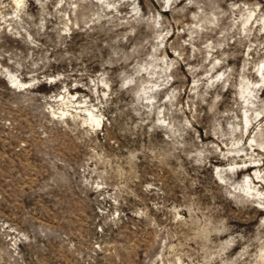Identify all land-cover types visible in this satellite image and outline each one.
Masks as SVG:
<instances>
[{"label": "rangeland", "instance_id": "374dc122", "mask_svg": "<svg viewBox=\"0 0 264 264\" xmlns=\"http://www.w3.org/2000/svg\"><path fill=\"white\" fill-rule=\"evenodd\" d=\"M262 73L264 0H0V264H264Z\"/></svg>", "mask_w": 264, "mask_h": 264}, {"label": "bare ground", "instance_id": "6f19581e", "mask_svg": "<svg viewBox=\"0 0 264 264\" xmlns=\"http://www.w3.org/2000/svg\"><path fill=\"white\" fill-rule=\"evenodd\" d=\"M14 3H15V5L17 6V7H20L21 6V3H22V0H14ZM259 71V70H258ZM262 75V77L264 76V73H262L261 74ZM10 78V82L12 83V84H16V85H25L26 83H22V82H20V81H17L16 79H12V77L10 76L9 77ZM255 85V84H254ZM247 90V89H246ZM242 93H244V91H242ZM88 112V119L92 122V123H94L95 122V124L96 125H99L100 124V119H99V117L97 116V115H95V114H93V112L92 111H90V110H88L87 111ZM246 121L247 122H250L251 120L250 119H246ZM241 168V167H240ZM248 168V167H247ZM261 172V171H260ZM260 172L258 171V174H260ZM256 176V175H255ZM264 176V175H263ZM260 177H262V176H260ZM263 179V178H262ZM243 183H246L245 185H246V187H247V192H248V194H251V195H254V197H257L258 199H261L262 198V200L264 201V197H261V196H264V195H262V192L260 191V190H258V189H256L255 188V185H254V180H253V177H247V180L245 181V180H243ZM260 204V203H259ZM261 210L262 211H264V202H262V206H261ZM263 213V212H262Z\"/></svg>", "mask_w": 264, "mask_h": 264}]
</instances>
